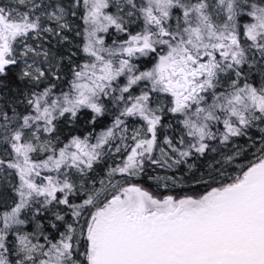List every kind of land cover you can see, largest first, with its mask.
Here are the masks:
<instances>
[{
  "label": "snow or ice",
  "instance_id": "6c2138e0",
  "mask_svg": "<svg viewBox=\"0 0 264 264\" xmlns=\"http://www.w3.org/2000/svg\"><path fill=\"white\" fill-rule=\"evenodd\" d=\"M0 264H264V0H0Z\"/></svg>",
  "mask_w": 264,
  "mask_h": 264
}]
</instances>
